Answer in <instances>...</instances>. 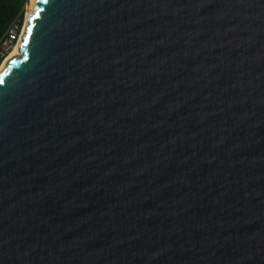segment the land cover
<instances>
[{
  "label": "water",
  "instance_id": "95a60500",
  "mask_svg": "<svg viewBox=\"0 0 264 264\" xmlns=\"http://www.w3.org/2000/svg\"><path fill=\"white\" fill-rule=\"evenodd\" d=\"M27 24L0 264H264V0H35Z\"/></svg>",
  "mask_w": 264,
  "mask_h": 264
},
{
  "label": "trees",
  "instance_id": "16d2710c",
  "mask_svg": "<svg viewBox=\"0 0 264 264\" xmlns=\"http://www.w3.org/2000/svg\"><path fill=\"white\" fill-rule=\"evenodd\" d=\"M26 3L25 0H0V44L17 17L21 22L25 20Z\"/></svg>",
  "mask_w": 264,
  "mask_h": 264
},
{
  "label": "built area",
  "instance_id": "2783aa9c",
  "mask_svg": "<svg viewBox=\"0 0 264 264\" xmlns=\"http://www.w3.org/2000/svg\"><path fill=\"white\" fill-rule=\"evenodd\" d=\"M26 12L28 13L27 3L25 8V20L21 22V18L17 17L10 25L7 31V36L2 40L0 44V69L4 65L7 57L13 52L15 47L18 45V42L24 32V29L27 25Z\"/></svg>",
  "mask_w": 264,
  "mask_h": 264
},
{
  "label": "bare ground",
  "instance_id": "6f19581e",
  "mask_svg": "<svg viewBox=\"0 0 264 264\" xmlns=\"http://www.w3.org/2000/svg\"><path fill=\"white\" fill-rule=\"evenodd\" d=\"M29 5H30V10H29V12H28V16H29L31 13H33V10H34V7H35V0H30ZM27 25H28V24H27ZM27 25H26V27H25L23 33H25V31H26ZM22 35H23V34H22ZM21 39H22V37H21ZM20 52H21V50H20V45L18 44V45L15 47V49L13 50V52L7 57V59H6L5 63H4V65L1 67L0 70H2V69L4 68V66H5V64H6V62H7L8 60H10V59H12L13 57L17 56Z\"/></svg>",
  "mask_w": 264,
  "mask_h": 264
},
{
  "label": "rangeland",
  "instance_id": "374dc122",
  "mask_svg": "<svg viewBox=\"0 0 264 264\" xmlns=\"http://www.w3.org/2000/svg\"><path fill=\"white\" fill-rule=\"evenodd\" d=\"M29 3H30V0H29V2H27V5H28V12H29V10H30V5H29ZM26 15L28 16V13H27V12H26ZM21 37H22V36H21ZM20 41H21V38H20L18 44L20 43Z\"/></svg>",
  "mask_w": 264,
  "mask_h": 264
}]
</instances>
